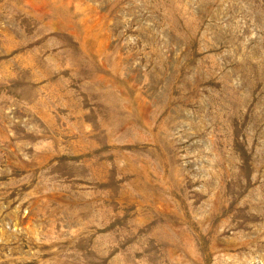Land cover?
Instances as JSON below:
<instances>
[{
    "label": "rangeland",
    "instance_id": "1",
    "mask_svg": "<svg viewBox=\"0 0 264 264\" xmlns=\"http://www.w3.org/2000/svg\"><path fill=\"white\" fill-rule=\"evenodd\" d=\"M0 264H264V0H0Z\"/></svg>",
    "mask_w": 264,
    "mask_h": 264
}]
</instances>
